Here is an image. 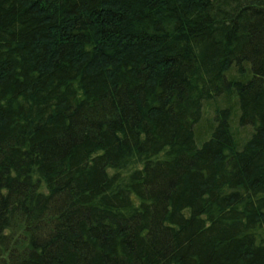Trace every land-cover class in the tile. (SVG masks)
Returning <instances> with one entry per match:
<instances>
[{
	"label": "trees",
	"instance_id": "obj_1",
	"mask_svg": "<svg viewBox=\"0 0 264 264\" xmlns=\"http://www.w3.org/2000/svg\"><path fill=\"white\" fill-rule=\"evenodd\" d=\"M0 264H264V0H0Z\"/></svg>",
	"mask_w": 264,
	"mask_h": 264
}]
</instances>
